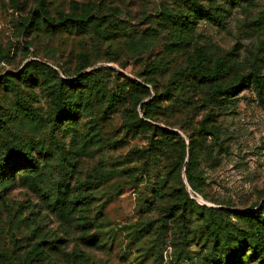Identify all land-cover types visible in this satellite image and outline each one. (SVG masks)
<instances>
[{
	"label": "rangeland",
	"instance_id": "obj_1",
	"mask_svg": "<svg viewBox=\"0 0 264 264\" xmlns=\"http://www.w3.org/2000/svg\"><path fill=\"white\" fill-rule=\"evenodd\" d=\"M39 1L0 0V114L9 118L0 128V264H217L203 216L173 194L187 183L179 144L213 124L218 136L204 139L212 152L199 147L195 158L200 193L187 190L247 227L233 212L264 204V91L250 84L224 100L192 77L179 89L172 81L200 48L229 65L225 82L254 67L264 81V0H46L48 16ZM75 3L88 5L101 33L93 22L84 31L59 24L80 14ZM165 9L192 17V27H175ZM61 79L73 116L57 122L51 93ZM134 82L150 93L137 95ZM151 101L152 118L141 126L142 104ZM13 143L33 146L48 190L65 177L83 197L68 220L20 184L27 163L8 158ZM41 240L49 243L35 255ZM239 260L264 264L261 255Z\"/></svg>",
	"mask_w": 264,
	"mask_h": 264
},
{
	"label": "trees",
	"instance_id": "obj_2",
	"mask_svg": "<svg viewBox=\"0 0 264 264\" xmlns=\"http://www.w3.org/2000/svg\"><path fill=\"white\" fill-rule=\"evenodd\" d=\"M13 4L17 5L19 0H11ZM231 6H241L249 0H226ZM196 5V3H195ZM40 12L48 16V9L46 6V0L39 1ZM75 7L79 10V4L75 3ZM198 12L203 13L205 10L198 6ZM80 14H72L70 16L60 17L59 22L65 28L74 27L79 31H84L89 28V23L93 22L90 26L92 31L101 33L100 22L92 20V16L89 14V7L87 4L81 6ZM206 12L207 17L218 21L215 16ZM165 15L167 21L180 28H190L193 20L192 17L175 16L170 13L168 9H165ZM229 72V65L223 58H218L215 61H211L208 58L207 51L203 48L197 50L195 57L192 59L191 64L182 70L177 71L175 74L172 85L179 89L184 85V81L187 77L194 78L198 83L210 85L213 96L216 99L231 100L237 95L241 87H249L253 84L260 94L264 91V81L258 74V69L253 68L252 72L244 74L240 77L234 78L232 82H225V75ZM30 73V65H26L24 70L25 76ZM87 78L85 74H82L78 79V82L84 81ZM5 83H13L12 80L4 79ZM68 81L61 79L59 87L56 91L51 93V105L53 108V116L55 121L60 122L62 120H68L73 116V110L69 101L66 100ZM136 94H149V86L139 82H134L132 85ZM135 96V106L141 103L140 96ZM155 101V99H154ZM151 101L147 104H142L144 111L143 119L137 120V122L144 126L147 124L146 119L152 118V104ZM132 113L136 115V109H132ZM9 118L0 114V128H5ZM213 124L204 126L200 130L201 139L190 143L182 140L179 144V148L182 152L180 163H185V172L187 177V183L182 188L177 189L174 192L175 198L178 203L182 205L184 209L195 211L199 216H203L205 229L212 238L215 247L218 249V255L213 258V263L217 264H241L240 258H249L250 256L261 255L264 258V204L259 207L256 212L245 213L243 211L235 210L233 213L236 218L243 220L248 223L247 227H235L234 223L225 218L224 214L220 211L221 209L207 208L199 204L196 200L191 199L188 192L189 188L196 193H200V188L196 182L197 176L194 174V164L196 163L195 158L198 156L199 147L206 150L207 153L212 152L210 144H205L204 139L211 135L217 137V131ZM33 146L29 145H17L11 144L8 158H15L20 161L27 163V168L20 173V184L33 192L43 203L46 205L49 211L57 213L60 217L68 220L74 213L75 209L83 204V197L78 194L73 196V192L70 188L69 182L65 177H60L55 182V189L53 191L48 190L44 186L46 180V173L39 168V163L31 153ZM37 152L45 151L44 148H37ZM188 157V160L186 158ZM7 159V156L5 157ZM2 158L0 157V183L2 180L3 166L1 163ZM188 200L187 201H185ZM13 240L16 241L14 235ZM47 240H41L37 242L33 247V253L38 255L44 250ZM248 248L249 254H245V250Z\"/></svg>",
	"mask_w": 264,
	"mask_h": 264
},
{
	"label": "water",
	"instance_id": "obj_3",
	"mask_svg": "<svg viewBox=\"0 0 264 264\" xmlns=\"http://www.w3.org/2000/svg\"><path fill=\"white\" fill-rule=\"evenodd\" d=\"M188 188H189V185H188Z\"/></svg>",
	"mask_w": 264,
	"mask_h": 264
}]
</instances>
